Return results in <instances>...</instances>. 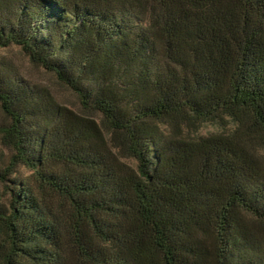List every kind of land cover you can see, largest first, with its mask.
I'll use <instances>...</instances> for the list:
<instances>
[{
    "label": "trees",
    "instance_id": "16d2710c",
    "mask_svg": "<svg viewBox=\"0 0 264 264\" xmlns=\"http://www.w3.org/2000/svg\"><path fill=\"white\" fill-rule=\"evenodd\" d=\"M0 104V264H264V0H0Z\"/></svg>",
    "mask_w": 264,
    "mask_h": 264
},
{
    "label": "rangeland",
    "instance_id": "374dc122",
    "mask_svg": "<svg viewBox=\"0 0 264 264\" xmlns=\"http://www.w3.org/2000/svg\"><path fill=\"white\" fill-rule=\"evenodd\" d=\"M1 56L3 60L12 64V66L25 80L38 86L49 88L54 97L62 105L68 106L75 111L82 112L80 102L76 94L65 85L60 83L52 73L33 64L30 61L29 56L22 50L20 46L11 45L7 48H2ZM7 122L8 119L3 113L0 104V123L5 124ZM220 129L221 128H219L217 125L205 124L201 127L200 134L208 135ZM261 153L264 154V149L261 150ZM29 173V170L20 168V174L27 176ZM2 191L4 192V187L0 185V192Z\"/></svg>",
    "mask_w": 264,
    "mask_h": 264
}]
</instances>
